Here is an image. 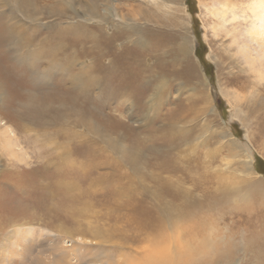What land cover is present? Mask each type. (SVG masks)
Returning a JSON list of instances; mask_svg holds the SVG:
<instances>
[{
    "label": "rangeland",
    "instance_id": "obj_1",
    "mask_svg": "<svg viewBox=\"0 0 264 264\" xmlns=\"http://www.w3.org/2000/svg\"><path fill=\"white\" fill-rule=\"evenodd\" d=\"M147 1L149 6L145 0L117 3L135 5L134 14L143 7L155 10L163 26L172 27L162 34V46L169 51L157 50L148 58V75L127 92L120 90L129 85L120 71V76L112 73V80L92 79L83 93L68 88L71 83L53 87L66 69L82 73L91 61L60 65L51 85L31 81L39 72L20 56L34 51L57 25L52 16L44 20L43 34L28 41L31 46L22 42L25 34L19 28L0 37V245L8 243L9 235L20 239L24 230L34 229L25 253L12 252L10 262L5 258L11 252L0 253L3 264H47L58 258L62 243L81 239L94 242L78 250L88 264L108 257L117 261L122 255L125 264H140L134 250L118 248L130 235L147 239L161 229V238L176 240L184 231L190 249H208L202 251V264H264V127L254 125L256 118L236 102L234 94L242 90L229 76L236 71L237 49L231 48V33L219 28L209 11L217 2L219 7L224 1L245 5L250 0H182L178 6L183 10L170 0ZM0 6L3 33L7 18ZM134 14L130 17L136 19ZM181 15L184 31L196 40L190 56L195 69L171 51L179 41ZM65 18L55 22L64 27L78 21ZM106 22L115 24L117 18ZM51 88V96L57 94L52 101ZM46 102L64 107L60 110L68 116L55 119L57 108L50 111L43 107ZM255 103L248 102L256 115L262 114L264 92ZM209 105L216 108L213 113ZM40 106L44 115L35 113ZM138 243L140 252L148 248Z\"/></svg>",
    "mask_w": 264,
    "mask_h": 264
},
{
    "label": "bare ground",
    "instance_id": "obj_2",
    "mask_svg": "<svg viewBox=\"0 0 264 264\" xmlns=\"http://www.w3.org/2000/svg\"><path fill=\"white\" fill-rule=\"evenodd\" d=\"M145 1H146L145 6H149L147 3L148 1L147 0ZM154 1L157 2V0ZM170 1L173 5H177L179 10H183L178 5L183 4L184 1L183 2L182 0H170ZM0 5L4 6L2 10L3 13L1 14L2 17L7 18L6 24L1 25V27L4 30L3 33H0V37L4 39L6 37V31L8 32L9 30H16V28H19L21 30L20 33L24 32L25 34L24 35L22 33V35H24L22 42H24L25 46H31V44H29L28 41L32 43L31 38H33V35L35 36V38H39V36L43 34L41 29L42 27H44L45 24L44 20H46V17L49 18L50 16H52V18L54 17L52 21L57 25L52 27V31L49 32L47 36L43 38L40 45L39 46L37 45L34 51L28 50L25 53L26 57L23 54V56H20V58L21 60H26L27 62H29L31 67L35 68L36 73L37 71L39 72V76L32 78L31 80L35 84L37 83L40 84L42 82H44V84L45 83L48 84L49 80L54 78V76L58 74L60 70L58 67H60V65H62L63 68L65 65H70V67L71 66L73 67L74 65L79 66L80 64L86 65L87 62L91 61L88 65L85 66L87 67V70L82 73L77 72L73 75L72 69L69 68L66 69L65 70L66 73L62 75V77L65 78V81H62L63 78L60 77L59 79L61 81L57 80L56 83L55 80L56 78L54 79L56 85L53 84L54 85L53 87H57L59 84L61 86L62 82L68 83V86L71 83L72 87L69 86L68 88L74 89L73 91H77V92L79 91V93H83L84 91L88 90L87 89L89 86L88 83L94 82L92 81V79L98 78V80L103 79V81L112 80L113 78L112 73H116L117 75L120 76L121 74L119 73V71L123 73L126 72L123 80L125 81V83H129V85L125 84V88H120V90L122 91L125 90L127 92V90H129L131 87L136 86V83L140 79H142L143 76L148 75L145 72L147 59L150 58L153 54H155L157 50L159 51L161 50L162 52H164L167 49L165 46H162V34L163 31L165 32L167 31L170 33L172 28L171 25L167 26L168 28L163 26L162 20L159 18L158 13L155 10L149 9V7L146 8L143 7L137 10L138 12L134 14L135 5L133 4H128L127 6L126 4L119 5V3H117V0H0ZM218 5L219 2H217V6L213 5L214 6L213 10H209V11L212 15L217 16L219 23L216 25H219V28L221 29H226L225 31L228 34L231 33V36L233 38L232 41L233 45L231 46V48L237 49L235 56L237 58L232 62L233 69H236V71L233 70V72L230 73L231 76H229V81L232 83V85L234 84L240 90H242V92H237L234 94V96L236 97V102L239 103L238 106L241 107L242 110L246 109L252 117L256 118L257 121L254 122V125L264 127V112L262 114L256 115L257 109H254L253 108L254 106L252 107L250 106V104H248L250 100H253L256 103L260 102V100H262V92H264V0H250L249 3L247 2V4L245 5H243L241 2H236L234 4H231L229 1L227 2L224 1L221 3V6L218 7ZM104 7L105 10L108 12V15H103ZM125 8L128 9L129 11L125 10ZM207 9H209V7ZM133 14L136 15V19L135 17H130ZM63 17L64 18L66 17L65 20H70V18L71 19L77 18L79 22L76 21L67 25L64 24V27H61L62 25L59 26V23H56L55 21H62ZM108 17L117 18V23L112 25L107 24L106 21ZM183 19L184 17H182L181 15L180 24L182 23V27L176 33V37L179 40L177 44V48L175 50H172L171 48V51L173 53L178 54V56L182 55V57L185 60L186 59L188 60L187 63H189V65L192 66L193 69H195L192 59H190V56H191L192 44L194 47V43L196 42V40L195 39L192 40L184 31L185 29H184ZM243 24H244V29L237 28V26L239 27ZM174 26L176 27L177 24H175ZM216 28L217 27H214V29ZM230 28H233L234 31H231ZM33 30H35L34 34H33ZM0 32H2L1 29ZM120 41H123V43L118 45L117 43ZM35 55L36 58L34 59L36 63L32 64L31 63L32 59L30 58ZM175 59L177 60L178 58L176 57ZM105 60L110 61L108 62L110 66L107 63L105 64ZM117 64L120 65L117 66ZM134 64L136 66H134ZM42 65L47 66L46 68L47 70H44L42 68L43 71H41L40 68ZM104 66H108V67H104ZM27 68H30V66ZM117 78H118L117 82L118 81L120 82L121 78L120 77ZM72 81L75 83V86L72 85L73 83ZM78 81L81 82L76 84V82ZM18 82L20 81L18 80ZM107 83L110 84L111 81H107ZM52 88L51 90H48L49 91L48 93H50L51 101H52L51 97L57 95L55 94L51 96L52 91L54 90ZM115 90L118 91L119 88L117 87ZM59 91H60L59 89H56V92H58V94ZM81 97L79 98L81 99ZM207 103H210V100L207 101ZM42 104L44 103H40L39 105ZM210 105H209V111L213 113L216 108H213L212 106L210 107ZM45 106L47 108H51V110L48 109L50 111L57 108V110H55V113L53 112V116L55 117V119L60 121H62V119H64V116L69 113L68 112L67 114H63L64 110H60L62 106L60 107L56 106L55 108L52 104H49L48 102H46L45 105H43V107ZM207 107H204L203 110L207 111ZM38 109L41 110L38 111L36 110L35 113L37 115H42L43 110L41 106ZM77 111L76 113L79 112ZM9 131H10L9 128H6L4 131L5 135L8 134ZM117 229L119 230L121 228L117 226ZM33 231L34 229L31 228L24 230V232L22 233L24 235H22L20 239L19 238L14 239L16 235H14L13 233H12L13 235H9L7 237L8 243L0 245L1 254L4 252L5 254L11 252V254L8 255V257L6 256L8 259L5 258V262L11 261L10 257L12 258L13 256L12 252L14 251H17L19 253H25L27 251L28 245L26 244V242L29 241L30 238L28 237L32 236ZM161 231L162 229L158 231H154L156 233V235L154 234V236H149L150 233L147 234L149 236V238L147 239L146 237L145 239H143L144 236H142V234H139L140 231L138 232V234L141 236H136L135 234L134 236L130 235L131 237L129 236L130 237L129 238L127 236L121 235L122 238L125 237L127 238H125L123 245L120 248H118V250L128 249V248L130 251L134 250L136 257L140 258V264H190L189 262L193 260L196 262L195 264H202L201 257L204 256L203 255L204 253L202 251L207 252L208 249L203 248L199 252L198 250L190 249L189 240L186 239L188 235L184 231L182 236L177 237L176 240H174L173 238L165 239L159 237V235L157 234ZM129 233H132L130 229H129ZM196 236L197 234L194 233L192 237L194 241ZM65 238H67V236ZM127 241L130 242L128 247L126 246ZM138 242H145L148 248L145 251L140 252L138 250V246H135ZM15 243H16V247H14ZM93 243H94L93 240H89V239H87V241L81 239V241L79 242L75 241L69 245H66V243H62L59 249V254L57 255L58 258L55 257L53 261L48 259L47 264H88L87 261H84V259H82L78 250L81 247H84L86 245L89 246ZM11 246H13V251H10ZM95 246L96 245H94V247ZM87 248H91V247H87ZM123 258L124 257L122 255L120 259L115 261L112 258L108 257L106 259L100 260L101 261L100 263H98L99 261H95V262H90V264H125L123 262ZM0 264H3L2 261H0Z\"/></svg>",
    "mask_w": 264,
    "mask_h": 264
}]
</instances>
